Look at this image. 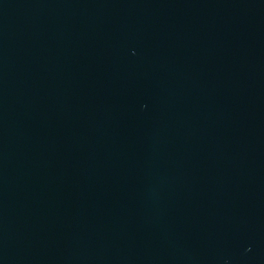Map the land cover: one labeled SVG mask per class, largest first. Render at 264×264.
<instances>
[{"label": "water", "instance_id": "95a60500", "mask_svg": "<svg viewBox=\"0 0 264 264\" xmlns=\"http://www.w3.org/2000/svg\"><path fill=\"white\" fill-rule=\"evenodd\" d=\"M0 264H264V0H0Z\"/></svg>", "mask_w": 264, "mask_h": 264}]
</instances>
